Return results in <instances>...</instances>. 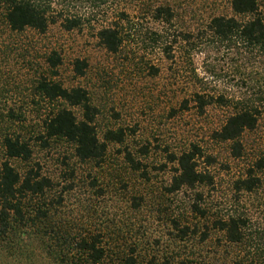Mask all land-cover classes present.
Listing matches in <instances>:
<instances>
[{
	"label": "rangeland",
	"instance_id": "obj_1",
	"mask_svg": "<svg viewBox=\"0 0 264 264\" xmlns=\"http://www.w3.org/2000/svg\"><path fill=\"white\" fill-rule=\"evenodd\" d=\"M59 1L85 16L80 28L65 31L58 19L44 34L13 32L0 12V167L8 160L20 174L32 169L49 179L43 200L55 229L99 234L112 259L264 264V57L205 37L209 20L235 16L232 0ZM256 2L264 18V0ZM161 6L172 13L169 24L152 17ZM120 12L132 25L123 49L112 54L97 32ZM54 54L56 68L48 63ZM77 60L87 65L82 76L74 72ZM42 80L87 90L98 136L121 130L123 141L110 142L99 163L81 162L65 141H46L45 120L61 102L42 97ZM194 88L233 103L199 114L194 103L182 104ZM241 103L257 110V124L241 136L236 156L214 132ZM7 138L27 143L30 159H8ZM191 145L200 149L198 169L208 179L171 192L170 155ZM230 218L239 223V242L219 230L218 222Z\"/></svg>",
	"mask_w": 264,
	"mask_h": 264
},
{
	"label": "trees",
	"instance_id": "obj_2",
	"mask_svg": "<svg viewBox=\"0 0 264 264\" xmlns=\"http://www.w3.org/2000/svg\"><path fill=\"white\" fill-rule=\"evenodd\" d=\"M66 1L59 0H0V12L13 32L27 29L44 34L54 20H63L61 27L65 31L80 28L85 16L71 13L65 6ZM231 9L234 17H214L207 23L205 37L211 44L228 49L245 48L250 55L264 57V18L258 12L256 0H232ZM116 22L103 26L97 32V39L109 53H119L125 44V29L132 25L124 13H116ZM152 17L156 21L169 24L172 13L168 7H158ZM125 21V22H124ZM163 36L159 37L164 45ZM185 38H190L185 36ZM172 43V42H171ZM173 42L172 44H175ZM192 47V46H191ZM170 49V48H165ZM173 59L171 51H167ZM50 67L60 64L54 54L48 59ZM87 65L83 61L74 62V72L84 75ZM154 70L153 68H151ZM157 70H155V73ZM42 97L48 102H61L52 110L44 123L45 140H62L73 146L75 156L81 162H101L110 142H122L121 130H107L99 137L94 125L97 115L89 93L81 87L66 88L56 82L42 80L38 84ZM188 99L183 100V107L189 102L195 104L199 114L214 103L231 105L223 96L214 98L201 88L191 90ZM240 106V107H238ZM81 111V118L72 111ZM257 124V110L248 104H237L221 127L214 132V138L220 142H231L234 155L240 154L239 140L245 131H251ZM8 159L28 161L31 150L27 143L18 139L7 138L4 141ZM200 149L190 148L177 155H170V162L175 165L171 182V192L183 188L194 189L206 182L208 177L198 169ZM128 159L132 162L131 158ZM133 163V162H132ZM137 168H139L137 166ZM136 168V169H137ZM50 181L41 177L39 172L30 169L20 174L8 160L0 167V264H139L132 256L112 259V255L103 244L99 234H73L55 229L53 214L43 198L49 189ZM249 189V188H248ZM28 200V201H27ZM43 200L41 203L37 202ZM27 201V202H26ZM32 201H35L32 204ZM194 211L200 210L195 206ZM219 230L226 234L230 242L241 241L239 223L230 218L227 222H218ZM185 236V232L181 231ZM117 261V262H116ZM146 264H189L187 261L163 260Z\"/></svg>",
	"mask_w": 264,
	"mask_h": 264
}]
</instances>
